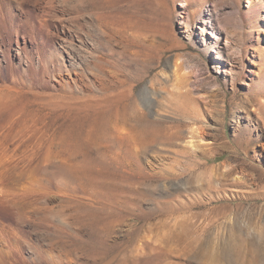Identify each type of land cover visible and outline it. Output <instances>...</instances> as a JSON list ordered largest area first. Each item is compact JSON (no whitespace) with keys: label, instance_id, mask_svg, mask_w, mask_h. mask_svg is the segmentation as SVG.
Returning a JSON list of instances; mask_svg holds the SVG:
<instances>
[{"label":"rangeland","instance_id":"374dc122","mask_svg":"<svg viewBox=\"0 0 264 264\" xmlns=\"http://www.w3.org/2000/svg\"><path fill=\"white\" fill-rule=\"evenodd\" d=\"M20 1L0 264H264V0Z\"/></svg>","mask_w":264,"mask_h":264},{"label":"bare ground","instance_id":"6f19581e","mask_svg":"<svg viewBox=\"0 0 264 264\" xmlns=\"http://www.w3.org/2000/svg\"><path fill=\"white\" fill-rule=\"evenodd\" d=\"M17 10L19 11V14H17L18 12ZM22 11H23V5L20 0H5L3 1V5L2 2H0V26L1 28H3L5 32L8 33L9 37L11 39H14L18 44L17 54H20V50H23L25 52L27 51V46H28L27 41L32 38V33H33V22L29 19V17L23 16L21 14ZM0 48H1V41H0ZM10 51L9 50L6 51L8 55H11ZM3 52L5 53V51ZM28 54L29 53H25V56L29 58L30 56ZM6 61L8 63L9 70L13 72L11 59L9 60L6 59ZM0 195H3V197L0 196V198L3 199L5 197V199H7L6 197L8 196L10 197V195H13V192L9 188L4 187L3 189L1 187Z\"/></svg>","mask_w":264,"mask_h":264}]
</instances>
